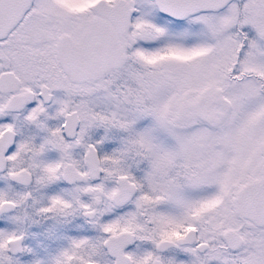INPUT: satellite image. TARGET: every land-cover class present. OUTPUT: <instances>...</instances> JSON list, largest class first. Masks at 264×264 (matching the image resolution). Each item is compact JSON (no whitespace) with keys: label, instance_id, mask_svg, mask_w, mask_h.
<instances>
[{"label":"snow or ice","instance_id":"obj_1","mask_svg":"<svg viewBox=\"0 0 264 264\" xmlns=\"http://www.w3.org/2000/svg\"><path fill=\"white\" fill-rule=\"evenodd\" d=\"M0 264H264V0H0Z\"/></svg>","mask_w":264,"mask_h":264}]
</instances>
